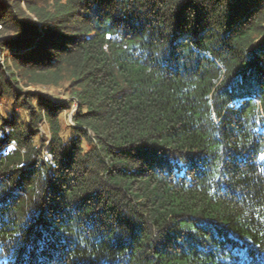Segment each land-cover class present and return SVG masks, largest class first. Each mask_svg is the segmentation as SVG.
I'll use <instances>...</instances> for the list:
<instances>
[{"label":"trees","instance_id":"obj_1","mask_svg":"<svg viewBox=\"0 0 264 264\" xmlns=\"http://www.w3.org/2000/svg\"><path fill=\"white\" fill-rule=\"evenodd\" d=\"M25 1L0 0L31 115L0 119V264H264V0ZM19 76L69 83L67 139Z\"/></svg>","mask_w":264,"mask_h":264},{"label":"rangeland","instance_id":"obj_2","mask_svg":"<svg viewBox=\"0 0 264 264\" xmlns=\"http://www.w3.org/2000/svg\"><path fill=\"white\" fill-rule=\"evenodd\" d=\"M21 3L25 5L26 1L21 0ZM11 34V31L8 28L1 27L0 25V37L3 36H9ZM10 56L7 52V49H1L0 48V67L3 69L4 72H7V68H5L6 64V57ZM8 74V73H6ZM10 79L11 77L8 76ZM14 84V82H12ZM1 85V81H0ZM19 86L20 88L25 92H29L30 94H42L46 97H48L50 100H52L55 103H67L70 104L69 109H65L60 116L62 117V122L64 126V137L67 139L72 133V128H70L71 125L74 123V115L77 113L79 104L76 101L75 97L72 96L71 88L68 82H62L60 85H33L28 84L26 80H23L19 76ZM1 89V87H0ZM24 94V93H22ZM33 105L37 107L38 101L36 98L33 99ZM11 114H16L17 116H21L23 119L30 120L31 115L30 111L21 107L19 104L15 103V100L12 99V97H7L2 93L0 90V119L5 118L9 119L11 117ZM1 125V121H0ZM38 134L36 136V142L39 144V146H42V140L44 143L49 142L50 138V132H49V126L45 120L40 122L38 127ZM85 147H89V144L87 142H84ZM42 158H45V146H42Z\"/></svg>","mask_w":264,"mask_h":264}]
</instances>
